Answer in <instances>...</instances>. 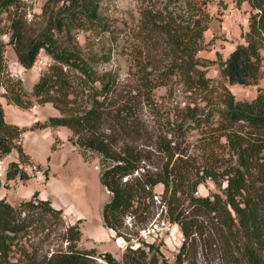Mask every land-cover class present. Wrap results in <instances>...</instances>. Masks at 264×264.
<instances>
[{
  "label": "trees",
  "instance_id": "trees-1",
  "mask_svg": "<svg viewBox=\"0 0 264 264\" xmlns=\"http://www.w3.org/2000/svg\"><path fill=\"white\" fill-rule=\"evenodd\" d=\"M213 1L144 3L139 31L134 30L135 39L142 40L134 56L138 88L131 91L121 87L119 73L97 71L75 38L82 30H112L101 16L102 0H48L37 16L39 24L28 21L22 0H0V162L14 151L19 154V162L8 167L6 181L29 178L20 167L29 159L22 147L28 129L7 122L1 99L22 110L51 105L58 115L36 127L65 128L86 162L91 155L99 158V180L110 194L103 226L127 243L122 260L110 252L80 249L81 221L69 225L62 210L35 192L17 207L0 200V264H98V259L106 264H169L163 239L158 235L152 241L147 231L156 208H163L158 218L164 215L183 235L177 264L198 254L202 243L228 264H264V90L259 88L252 101H237L228 87L259 86L264 78V0H237L250 6L249 30L242 36L244 44L227 59L219 56L221 82L207 76L200 57L208 46L205 34L214 17ZM5 35L25 70L35 66L42 52L52 60L31 95L8 70L1 40ZM174 81L183 83L198 101L178 124L170 123V114L153 109L154 118L168 123L162 124L154 145H136L141 132L136 101ZM191 131L202 132L203 160L184 147ZM148 147L159 154L158 163L146 155ZM208 180L220 192L199 196V187ZM128 218L138 229L134 236ZM55 221L64 226L65 249L43 257L38 250L21 249L32 231L54 228ZM144 232H149L148 240Z\"/></svg>",
  "mask_w": 264,
  "mask_h": 264
},
{
  "label": "rangeland",
  "instance_id": "rangeland-1",
  "mask_svg": "<svg viewBox=\"0 0 264 264\" xmlns=\"http://www.w3.org/2000/svg\"><path fill=\"white\" fill-rule=\"evenodd\" d=\"M26 6L29 22L42 23L37 16L42 14L43 8L48 0H22ZM161 0H102L101 16L106 25L112 30L107 33H92L91 31H78L75 38L81 44L84 53L94 62L95 68L100 73L113 71L119 73L123 89L133 90L138 88L135 65V47L142 45V40H136L134 30L139 31L138 22L144 3L159 6ZM222 1V4H220ZM250 6L247 2L241 5L237 0H214L210 5L211 14L214 16L210 29L205 34L208 44L207 49L200 53V57L206 63L207 76L214 82H221L222 77L217 63L219 56L224 60L237 48L244 44L243 35L249 30ZM1 40L6 44L5 59L10 74L22 81L25 91L31 95L35 84L41 74L52 64L50 57L43 54L45 61L41 66L38 61L31 70H25L19 63L13 46L8 45L9 35L2 36ZM158 60L157 54L155 55ZM264 65V63H263ZM237 101H252L258 95V89L264 90V78L259 86L229 85ZM121 89V91H123ZM2 92L4 90L2 89ZM198 101V97L189 92L186 86L174 81L171 84L156 89L150 98L142 97L136 101L140 109L139 129L140 134L136 145L147 147L154 145L159 139V131L162 130L160 118H154L153 109L169 115L170 123L178 124L183 121L188 108ZM8 123L17 121L21 128L28 129L22 138V147L29 157L26 163L20 165L23 171L29 175L26 180L6 181V172L12 162H19V154L14 151L0 162V200L5 199L15 207L20 203L30 200L35 192L43 200H49L58 210H62L69 225L81 221L82 240L79 248L82 250L96 249L98 253L110 252L117 260H122L127 247L124 238L116 236L103 226V209L109 202L110 194L101 185L99 180V158L91 155L86 162L79 150L70 142L68 137L62 134L47 132L37 128V123L45 122L49 117L58 115V112L51 105H34L27 110L19 109L10 105L5 98L1 99ZM150 102V103H149ZM32 129V130H31ZM61 136L60 139L58 136ZM184 147L192 156L203 160L200 151L199 140L202 137L201 131H191L186 135ZM63 139V140H62ZM132 142V139L129 140ZM183 147V148H184ZM146 149V148H145ZM146 155L152 158V163L159 162V154L152 147L147 148ZM152 151V152H151ZM150 152V154H149ZM67 153V162L64 163L63 156ZM158 157V158H157ZM34 166L36 169H34ZM162 187L157 189L161 193ZM220 188L211 180L201 185L198 189L199 196H209L212 193H219ZM157 199V197H156ZM155 199V200H156ZM159 203V202H158ZM163 208H157L158 214L148 226L152 234V241L159 235L163 239L162 252L169 264H177L176 257L183 243V235L176 225H168L164 215L158 218ZM64 220V218H63ZM43 231L39 226L32 231L29 237L23 241L24 248L39 251L40 256H51L56 250L65 249L67 243L64 240V226L58 225ZM127 225L134 231V221L130 218ZM141 225V224H140ZM139 226V225H138ZM98 230L109 233L110 239L97 236ZM153 230L156 233H153ZM106 231V232H105ZM149 233V232H148ZM100 238V239H99ZM120 239V240H119ZM150 239V240H151ZM16 252L12 255V261L16 262ZM98 264H106L98 259ZM184 264H228L224 256L214 249H206L203 243L200 244L198 254L194 252L186 257Z\"/></svg>",
  "mask_w": 264,
  "mask_h": 264
},
{
  "label": "crops",
  "instance_id": "crops-1",
  "mask_svg": "<svg viewBox=\"0 0 264 264\" xmlns=\"http://www.w3.org/2000/svg\"><path fill=\"white\" fill-rule=\"evenodd\" d=\"M56 116V115H55ZM12 123H14V124H17V125H20L17 121H12ZM45 131H47V132H49V131H51V132H56V133H60V134H62L63 136H66V137H68L70 134H71V132L69 131V130H67V129H65V128H58V129H45ZM60 139L62 138L60 135L58 136ZM63 140V139H62ZM62 158H63V161H64V163L65 162H67V160H68V158H70V157H68L67 156V153H65L63 156H61ZM111 231V230H110ZM106 232V231H105ZM108 232V231H107ZM103 233L102 232V230H98V232H97V236L99 237L100 236V238L101 237H103L102 238V240H106V239H110L111 238V235L109 234V233ZM111 232H113V231H111ZM99 238V239H100ZM120 240V239H119Z\"/></svg>",
  "mask_w": 264,
  "mask_h": 264
},
{
  "label": "built area",
  "instance_id": "built-area-1",
  "mask_svg": "<svg viewBox=\"0 0 264 264\" xmlns=\"http://www.w3.org/2000/svg\"><path fill=\"white\" fill-rule=\"evenodd\" d=\"M43 54H44V52H42L41 54H40V59H39V61H38V63L41 65V66H44V65H46L45 64V61H44V59L42 58V56H43ZM34 169H36V167L34 166ZM26 172V171H25ZM143 238L144 239H146V240H148L150 237H149V233H143Z\"/></svg>",
  "mask_w": 264,
  "mask_h": 264
}]
</instances>
